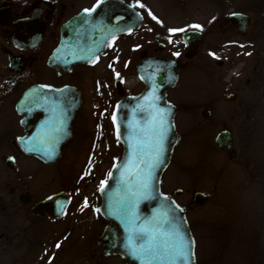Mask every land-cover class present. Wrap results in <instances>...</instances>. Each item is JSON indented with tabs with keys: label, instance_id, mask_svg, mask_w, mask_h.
Here are the masks:
<instances>
[{
	"label": "rangeland",
	"instance_id": "374dc122",
	"mask_svg": "<svg viewBox=\"0 0 264 264\" xmlns=\"http://www.w3.org/2000/svg\"><path fill=\"white\" fill-rule=\"evenodd\" d=\"M253 2L225 0L218 5L212 0L200 8L180 3L175 6L176 21V16H166L162 25L163 40L176 43L178 49L159 53L175 58L183 72L167 94L176 110L177 136L170 163L160 177V189L174 197L186 213L194 237L195 264H264V4ZM233 10L251 14L247 31L229 22ZM170 25L185 30L199 25L204 32L200 50L191 59L182 55L186 49L182 32H171ZM138 55L129 52L134 62ZM73 70L87 76L80 83L85 105L75 122V136L55 164L28 157L21 165L29 171L34 200L59 190L67 191L75 201L82 195H94L121 155L122 145L110 122L112 105L104 115L92 107L100 98L111 103L117 99L110 82L114 74H100L84 65ZM72 74L57 79L52 70L44 72L48 81L56 82L72 80ZM124 75L130 91L136 92L140 84L135 85L134 70ZM94 78L109 85L108 93L92 90ZM228 93L234 98L228 99ZM223 128L233 138L228 150L218 148L213 139ZM41 185L47 190L38 189ZM193 191L205 194L201 203L191 200ZM102 222L90 225L99 230ZM117 262L118 257H111L104 264Z\"/></svg>",
	"mask_w": 264,
	"mask_h": 264
},
{
	"label": "flooded vegetation",
	"instance_id": "af4514ba",
	"mask_svg": "<svg viewBox=\"0 0 264 264\" xmlns=\"http://www.w3.org/2000/svg\"><path fill=\"white\" fill-rule=\"evenodd\" d=\"M211 1L166 0L165 3L160 1L155 4L151 0H0V264H104L106 259L111 257H118L117 264H125L124 257L115 252L107 253L98 244L97 237L107 220L97 213L100 201L97 192L90 195V198L82 195L75 201L66 191L69 201L59 215H54L47 209L32 210L36 202L52 193L37 197L35 200L32 197L34 191L28 179L29 171L21 165L26 158L33 156L27 155L18 144L19 137L24 135L25 129L21 125L23 117L19 113L17 103L22 93L34 84L53 87L72 86L78 89L83 95L82 105L75 113L72 123L73 131H71V138L64 145L65 151L75 136V122L85 105V94L82 92L80 83L86 80L87 76L76 71L75 74L73 68L76 65H84L99 71L100 74L106 72L114 74L110 82L113 91L118 95L117 99L111 103L107 99L100 98L99 102L92 106L100 109L104 115L105 109L110 105L114 108L121 97L117 87L124 94H135L142 88V82L135 79L137 81L135 85L140 84L139 89L136 92L130 91V83L124 74L130 70L136 73V65L144 57L161 56L174 60L179 68V77L183 72L181 64L175 58L159 53L168 49H171V52H177L178 49L176 43L166 42L162 38L164 18L174 15L176 21L179 15L175 6L180 3L190 2L200 8L202 4ZM224 1L213 0L218 5H223ZM227 1L232 3L234 0ZM254 1L250 4H264V0ZM123 5L129 7L128 10L126 9V14H120L125 12L121 9ZM85 9L96 12L93 13V16L97 15L94 19L100 17V19L108 20L109 16H116L112 17L114 19L123 17V20L131 26L127 30H120L108 40L93 63H76L67 71L56 70L55 67L47 64L50 52H54L67 36L63 28L66 22L78 20V15L85 13ZM234 11L250 14L246 10ZM185 19L190 20L192 17H185ZM229 22L232 24L230 20ZM170 29L176 28L170 25ZM166 30L169 29L166 28ZM203 35L202 31L197 52L200 50ZM185 44L184 53L188 49L186 42ZM129 52H139L137 61L134 62L130 58ZM184 53H182L183 57L188 60L196 54L195 52L190 57H185ZM217 63L220 65V62ZM47 70L57 74V79L73 72L74 79L48 81L49 77L44 75ZM92 83L95 84V87L94 85L92 87L93 91H99L100 94L108 91L109 85L102 80L94 78ZM176 84L167 89V94ZM31 123L32 121L28 122V124ZM38 189L43 192L47 190L44 187ZM86 199L87 206H85ZM95 200L98 202L95 203ZM100 219L104 222L99 230L90 225ZM58 244L59 247H57Z\"/></svg>",
	"mask_w": 264,
	"mask_h": 264
},
{
	"label": "water",
	"instance_id": "95a60500",
	"mask_svg": "<svg viewBox=\"0 0 264 264\" xmlns=\"http://www.w3.org/2000/svg\"><path fill=\"white\" fill-rule=\"evenodd\" d=\"M127 8H129L127 5L121 6L125 12L120 14H126ZM93 13L96 12H85L78 15V20L66 22L63 28L67 36L54 52H50L47 64L59 71H67L76 63L91 64L108 40L120 30H127L131 26L122 16L120 19L112 18L116 16H109L108 20L100 17L94 19L97 15L93 16ZM229 19L241 31L248 29L251 23L250 14L242 11L233 10L229 14ZM182 37L188 45L184 56L190 57L198 50L202 31L193 27L185 30ZM176 63L161 56L144 57L135 68L136 77L143 84L139 92L124 94L117 87L121 97L113 108L115 121L112 115L111 123L122 149L120 158L114 163L117 167L112 166L108 170V173L112 172V177L107 176L105 190L102 192L98 188L97 191L100 196L97 213L107 220L97 238L99 246L107 253L115 252L124 257L125 264H142V261L129 250L127 240L130 233L126 218L115 211L121 201L135 202L134 214L138 217L135 226L145 225L149 230L159 229L156 233L158 240L162 238L161 232L169 231L168 222H164L162 227L159 222L162 214L167 212L169 221L179 228V233L165 238L176 241L183 237L186 242L194 241L182 206L174 197L160 189V177L170 163L177 136L173 120L175 106L166 99L167 89L178 81L179 68ZM233 96L232 93L226 95L228 99H233ZM20 97L17 106L23 117L21 125L25 129L24 135L19 137L20 148L33 158L47 164H55L62 158L64 145L71 138L73 119L82 105L83 95L72 86L34 84ZM161 111L165 118L163 126L160 124ZM29 121L32 123L28 124ZM230 133L228 128L218 130L213 136L215 145L220 149H230L233 143ZM141 160L145 163H141ZM150 160L155 161V167L151 169L152 179L148 194L143 191L141 185L149 172L147 162ZM178 191L176 189L174 193L178 194ZM204 196L201 191H193L191 200L201 203ZM68 201L66 191L61 190L36 202L32 210L47 209L54 215H59ZM157 213L161 216L153 220ZM141 243L143 241H136L137 246ZM194 248L195 243L192 245L193 252ZM195 259L194 254L189 264H195Z\"/></svg>",
	"mask_w": 264,
	"mask_h": 264
},
{
	"label": "snow or ice",
	"instance_id": "6c2138e0",
	"mask_svg": "<svg viewBox=\"0 0 264 264\" xmlns=\"http://www.w3.org/2000/svg\"><path fill=\"white\" fill-rule=\"evenodd\" d=\"M85 11H89L85 9ZM190 27L199 28V25H192ZM171 32H183L185 29H170ZM175 55H179V53H175ZM214 55V54H213ZM119 75V74H117ZM113 120L115 121V115H113ZM165 122L164 114L161 111L160 113V124L163 126ZM141 163H145V161L141 160ZM114 168L117 167L116 164L113 165ZM155 167V161H148L147 168L149 172L146 174L145 179L141 185L143 191L145 193L150 194V182L152 179L151 169ZM108 177H112V172L108 173ZM107 184V180H102L100 182L99 190L104 191L105 186ZM85 206H87V199L85 200ZM178 207V206H177ZM135 202L124 200L121 201L120 204L116 207L115 211L126 218V221L129 225V236H128V247L130 252L141 259L142 264H178V262H182V264H189V260L194 258V252L192 250V245L194 241H185L183 237H179L178 240L173 241L169 238L174 234L179 233V228L169 221L167 212L162 214V219L159 221L161 227L164 222L169 223V231L161 232V239H157L156 233L159 229L149 230L145 225H141L139 227L135 226V220L138 217L134 214ZM99 211V210H97ZM161 214L157 213L156 216L153 217V220H157ZM141 240L139 246H137L136 241ZM60 245L58 244L57 247Z\"/></svg>",
	"mask_w": 264,
	"mask_h": 264
}]
</instances>
